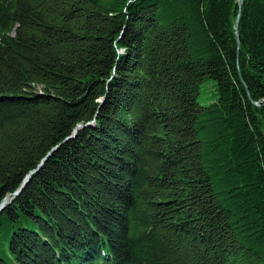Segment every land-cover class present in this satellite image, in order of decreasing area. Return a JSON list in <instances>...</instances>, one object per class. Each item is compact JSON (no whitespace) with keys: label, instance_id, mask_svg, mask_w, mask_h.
<instances>
[{"label":"trees","instance_id":"1","mask_svg":"<svg viewBox=\"0 0 264 264\" xmlns=\"http://www.w3.org/2000/svg\"><path fill=\"white\" fill-rule=\"evenodd\" d=\"M6 197L0 264H264V0H0Z\"/></svg>","mask_w":264,"mask_h":264},{"label":"rangeland","instance_id":"2","mask_svg":"<svg viewBox=\"0 0 264 264\" xmlns=\"http://www.w3.org/2000/svg\"><path fill=\"white\" fill-rule=\"evenodd\" d=\"M215 87L213 81H206L201 86V92L198 96V102L200 105L207 106L214 102L216 99Z\"/></svg>","mask_w":264,"mask_h":264},{"label":"water","instance_id":"3","mask_svg":"<svg viewBox=\"0 0 264 264\" xmlns=\"http://www.w3.org/2000/svg\"><path fill=\"white\" fill-rule=\"evenodd\" d=\"M243 1H244V0H239V7H240V9H241L242 6H243ZM238 30H239V19H238V21H237V25H236V34H237L238 48H240V38H239ZM257 105H258V104H257ZM80 128H82V126H79V127L77 128V130H76L75 133H77L78 130H79ZM73 138H74V137H73ZM45 161H46V159L42 162V164L38 167V169H37L36 171H38V170L44 165ZM36 171H34V172H36ZM34 172L30 173V174L24 179V181H23V183H22L20 189L14 194V196H18V195L22 192V190H23V189L26 187V185L29 183V181H30V179H31V177H32V174H33ZM6 199H8V197H6V198L4 199V201L0 204V213L3 211V209L5 208V206H6L7 203H8V202H5Z\"/></svg>","mask_w":264,"mask_h":264},{"label":"bare ground","instance_id":"4","mask_svg":"<svg viewBox=\"0 0 264 264\" xmlns=\"http://www.w3.org/2000/svg\"><path fill=\"white\" fill-rule=\"evenodd\" d=\"M5 202H8V199H6V201Z\"/></svg>","mask_w":264,"mask_h":264}]
</instances>
